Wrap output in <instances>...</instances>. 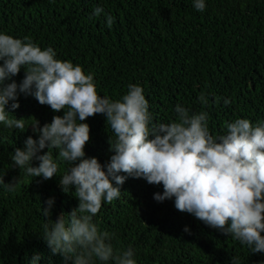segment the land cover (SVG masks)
Returning <instances> with one entry per match:
<instances>
[{
	"label": "trees",
	"instance_id": "1",
	"mask_svg": "<svg viewBox=\"0 0 264 264\" xmlns=\"http://www.w3.org/2000/svg\"><path fill=\"white\" fill-rule=\"evenodd\" d=\"M204 3V11H198L193 0H0V33L29 36L42 50L52 47L56 58L94 74L98 95L120 100L129 84L140 85L155 124L175 120L178 104L189 113L207 112L212 135L242 116L253 125L264 121V0ZM97 7L103 12L95 16ZM109 15L114 18L111 28ZM23 76L21 69L13 79L19 83ZM201 94L207 105L199 101ZM20 95L24 108L9 118H25L26 127L63 115ZM225 99L230 103L225 105ZM105 119L96 114L82 121L90 127L85 154L102 165L111 156L108 141L116 139ZM28 136L38 138L31 126L24 132L0 126V177L5 183L18 179L12 192L0 184V264H30L34 255L40 257L36 264H72L52 254L41 236L45 200L54 198L53 221L61 211L78 206L74 188L65 193L58 185L70 165L50 149L58 177L32 178L13 167L14 148H23ZM128 180L120 197L103 204L93 219L100 231L115 234V250L134 249L136 264H264V253L253 254L232 236L178 211L174 198L151 200L150 190L162 193V185ZM94 264L103 262L94 258Z\"/></svg>",
	"mask_w": 264,
	"mask_h": 264
},
{
	"label": "clouds",
	"instance_id": "2",
	"mask_svg": "<svg viewBox=\"0 0 264 264\" xmlns=\"http://www.w3.org/2000/svg\"><path fill=\"white\" fill-rule=\"evenodd\" d=\"M193 7L204 11L206 5L204 0H193ZM102 12L97 7L93 15ZM106 23L111 28L114 18L107 16ZM56 57L52 47L42 50L29 36L0 33V126L20 132L31 126L38 134L37 139L28 136L23 148H14L13 167L32 178L52 179L59 165L50 149H57L59 160L70 165L57 176L58 185L65 193L74 188L78 206L68 213L61 211L54 221V198L45 200L41 208L45 221L41 236L52 254L72 264H94V258L103 264H136L134 249L115 250V234L100 231L93 219L103 204L120 197L128 177L162 185V193L150 190L151 200L174 198L178 211L232 236L253 254L264 253V121L253 125V120L242 116L225 122L212 135L207 112L189 113L178 104L175 120L155 124L140 85L129 84L120 100H112L98 95L94 74ZM21 69L24 76L17 83L13 77ZM20 94L63 115H54L42 126L35 120L26 127L25 118H9L15 109L24 108ZM199 101L208 103L204 94ZM96 114L105 116L116 136L114 143L108 141L111 156L105 165L84 151L90 127L82 121ZM33 160L38 164L33 166ZM3 177L0 184L15 191L18 179L5 183ZM183 231L190 234L187 227ZM39 258L34 255L30 264Z\"/></svg>",
	"mask_w": 264,
	"mask_h": 264
}]
</instances>
